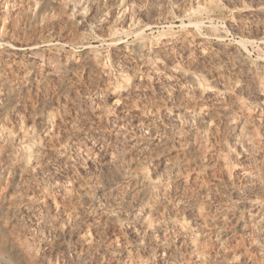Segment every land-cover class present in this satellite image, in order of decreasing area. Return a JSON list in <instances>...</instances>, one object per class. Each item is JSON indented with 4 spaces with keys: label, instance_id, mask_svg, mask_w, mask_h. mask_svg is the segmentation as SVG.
<instances>
[{
    "label": "rangeland",
    "instance_id": "rangeland-1",
    "mask_svg": "<svg viewBox=\"0 0 264 264\" xmlns=\"http://www.w3.org/2000/svg\"><path fill=\"white\" fill-rule=\"evenodd\" d=\"M0 264H264V0H0Z\"/></svg>",
    "mask_w": 264,
    "mask_h": 264
},
{
    "label": "bare ground",
    "instance_id": "bare-ground-1",
    "mask_svg": "<svg viewBox=\"0 0 264 264\" xmlns=\"http://www.w3.org/2000/svg\"><path fill=\"white\" fill-rule=\"evenodd\" d=\"M204 115L208 116V112L204 113ZM206 118H207L206 116H203V115L200 116V120L202 121V123L205 122ZM140 177L142 179L141 188H142L143 191H146V189L148 188L149 179H148L146 173L143 172V171L140 173ZM114 218H115V215L110 216V219H114Z\"/></svg>",
    "mask_w": 264,
    "mask_h": 264
}]
</instances>
